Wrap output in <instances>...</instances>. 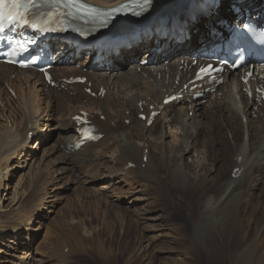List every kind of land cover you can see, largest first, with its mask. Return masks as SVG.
<instances>
[{"label":"bare ground","instance_id":"bare-ground-1","mask_svg":"<svg viewBox=\"0 0 264 264\" xmlns=\"http://www.w3.org/2000/svg\"><path fill=\"white\" fill-rule=\"evenodd\" d=\"M84 1L113 7L126 0ZM251 2L255 1L248 3ZM223 8L224 5L220 10L222 15L226 13ZM214 12L220 14L219 10L210 8L187 27L167 35L154 32L142 36L140 42L132 45V49H121L119 56L107 53L98 64L93 63V57H88L84 63H80L82 69L87 68L86 74L77 69L80 65L58 66L52 70L59 84L56 88L49 86L40 72L30 69L19 70L14 81L12 76L17 70L0 65V85L19 87L18 92L23 98L18 104L23 112V129L17 128L11 116L6 115L3 118L7 126L2 127L0 133V255L5 253L2 250L5 238L15 234V240L9 243H12L9 250L15 259L11 264H35L38 260L31 257L34 253L39 255L35 242L37 237L45 235V244L51 246V251L41 258V264H82L77 262L82 258L77 255L88 257L91 253L89 249L97 259L103 261L107 257L111 261L108 264H119L121 260L123 264H264V209H255V203L258 205L264 200L263 108L257 107L254 99L245 96L241 91L242 84L233 74L215 93L205 94L208 98L205 104L203 101L193 102L185 96L179 105L159 108L162 95L173 88V81L167 75L171 76L175 67L187 59L198 42L211 41L215 37L217 27L212 22L219 16ZM230 16L231 12L227 11L226 17ZM203 20L210 22V29L199 25ZM195 29L198 31L196 34L193 33ZM188 35H191V39L182 43L181 40ZM146 50L149 52L143 57L151 59L149 67H153L159 56L171 60L172 66L165 68L160 65L162 69L155 70V73L151 69L139 73V58ZM58 56L73 61L78 59V53L70 45H62ZM129 62L133 63L128 66ZM110 64L113 73L108 74L103 67ZM98 66L101 68L98 69ZM159 73L162 77L160 81ZM79 76L87 77L84 86L72 87L63 82ZM184 77L182 72L181 79ZM24 86L28 89L26 94H23ZM101 88L106 90V94L100 93L99 96ZM89 89L92 93L87 94ZM71 92L78 94L70 97L67 93ZM44 97L52 103L58 118L51 119L49 111L46 113L48 106L42 107ZM82 99H92L94 106L83 104ZM76 102L78 106H73ZM144 103H148V106L141 112L139 105ZM151 105L160 114L152 126L147 127V120L139 119L138 115L148 116ZM81 111L88 113L89 120L104 138L73 151L70 146L79 139L74 132L77 128L74 117L80 115ZM256 112L254 121L252 116ZM101 116L105 117L104 121H101ZM202 118L211 121L206 123ZM128 122L131 123L129 126ZM44 129L52 134L42 135ZM54 131H58L57 139L51 143ZM29 134L33 135L32 140L28 139ZM37 146L45 148L40 151L43 155H39L38 163ZM102 158L104 160L101 162ZM105 160L113 161L117 166L114 168L116 171L112 170L114 175L111 172L113 176L108 175L107 180L123 177L133 181V177H140L148 189H145L146 185H140L144 193L133 201L152 199L154 205L150 212L160 213L158 219L144 213L132 216L131 221L121 215L125 223L124 236L113 251L98 239L88 240L89 243L81 241L78 248L69 247L59 237L61 231L49 233L52 223L47 226L48 217L42 213H48L49 208L42 205L52 202L48 199L56 198V194L51 196L47 189L42 195L27 200L19 184L13 194L7 183L13 177L12 172L26 167L31 169L35 165L39 173L36 177L41 179L43 186H51L53 181L43 180L40 169L50 163L56 167L54 171L60 173L58 180H63L64 175L70 177L68 179L67 176L70 182H65L64 191L75 193L79 190L78 187L76 189L78 184L84 183L83 186L91 185L90 188H93L102 181V176H93V171L87 173L81 169L90 167L91 163L94 164L91 166L93 168L98 162L104 163L100 167L106 171ZM130 165L134 167L130 168ZM234 169L238 170L235 174ZM154 178L158 183L156 185L152 182ZM99 190L102 189L99 187ZM80 193L85 194L83 191L76 194ZM113 195H116L115 192ZM104 198V204L114 209L113 202L108 197ZM27 203L30 204L26 209ZM7 207L10 209L5 210ZM185 207L186 212L177 216L176 210ZM260 218L262 227L257 225ZM151 219L153 222L164 220L166 225L156 229L148 225ZM34 224L38 225L36 230L30 227ZM72 229L78 230L77 227ZM25 235L27 244L22 242ZM47 237L54 240L49 242ZM127 238L129 240L125 246Z\"/></svg>","mask_w":264,"mask_h":264},{"label":"rangeland","instance_id":"rangeland-1","mask_svg":"<svg viewBox=\"0 0 264 264\" xmlns=\"http://www.w3.org/2000/svg\"><path fill=\"white\" fill-rule=\"evenodd\" d=\"M249 1L250 0H246V2H249ZM225 12L227 13V11H225ZM226 13L223 14L222 16L226 17ZM214 21H217V19ZM216 25H217V23H216ZM148 52H149V50L148 51L146 50L142 55H140V58H142L144 56V54H146ZM159 57L160 58L157 61L164 58L162 56H159ZM86 59H85V61H86ZM143 59H144V57H143ZM139 61H141V60H139ZM132 63L133 62H129L128 66L131 65ZM79 64L80 63H77L76 66H78ZM120 65H121V63H120ZM111 67H112L111 64L105 65L103 67V71H106V72H108V74H111V73H113L110 70ZM14 79L17 80V76ZM9 87H11L12 90L15 92L17 101H14L15 99H12L11 95L8 94L5 90H3L2 85H0V133L2 131V127L7 126V122L5 121V118H3L6 115L11 116V118L15 122V125L17 128L23 129L22 128L23 127L22 126L23 112L21 110H19L20 107L18 105V104H20V102L23 101V98H22V95L18 92L17 88H19V87H15V86H9ZM52 88H56V87H52ZM22 89L24 90L23 94H26V92L28 91L26 86H24ZM45 99L43 101L42 107L45 106V108H46L48 106L49 109L47 108L46 113L49 111L48 112V114H50L49 116L52 115L51 119L52 118H58L59 115L54 111V108H52V103L49 102L48 98H45ZM90 101H92V99H90ZM90 101L83 100V102L85 104L93 105V103ZM48 103H49V105H46ZM73 106H78V102L74 103ZM95 107H96V105H95ZM255 116L257 117V112H256ZM101 118H103V117H101ZM104 119H105V117H104ZM202 119H204V122L206 121V123L211 121L208 118H202ZM42 122H44V121H42ZM46 124H47V122H45V125ZM44 128L46 130L48 129V127H44ZM45 129H44V132L41 134L42 135L46 134V135L50 136L52 133L51 134L46 133ZM164 131H165V129H164ZM57 132L58 131H54L51 143L57 139ZM204 135H201V137ZM155 136H157V135H155ZM38 146H37L38 149L36 150L38 152L37 163L39 162V159L43 155V152L40 153V151L45 149V148H39ZM42 146H44V145H42ZM39 155H41V156H39ZM190 159L192 160V157ZM103 160H104V158H102L101 162ZM46 161H48V160H46ZM15 163L16 162H13L12 164H15ZM31 163H32V161H31ZM105 163H106V165H105L106 171L103 170L104 172L101 169V167L104 165V163L99 164L98 162L97 163L95 162L96 165H95V167H93L95 169V171L91 167V166H94L93 163H91L92 164L90 166L91 168L87 167V168L81 169L82 172H87V171L89 172L90 171V173H91L93 171L92 175L95 173L93 176H96V175L97 176L99 175V177L102 176V177H100L102 181H99L98 183H96V185H94L93 188H90L91 185L83 186L84 183H82L83 185L78 184L79 186H76V189L79 188V190L77 192L79 193V191L80 192L83 191L85 193L84 195L81 193L76 194L77 192L74 193L72 191L71 192H65L64 191L65 182H70L67 180L68 175H64L63 180H61V181L58 180L57 177L60 173L59 172L56 173V171H54V170H56V167H54L50 163L47 165L45 164V166H41L40 169H41V177L43 178V180L53 181L51 183V186H49V184L43 186L41 179L36 177V176H39V173H38V169L35 165L32 166L31 169H30V167H26V168H22V169H17L16 172H12L11 174L13 177H10L11 181L9 180L7 183H9V185L11 187L10 192H13V194H14L15 187L17 186V184H19V186L22 187L21 191H23V193H25V195H27V200L30 197H37L38 195H42L43 191L45 190V192H46L47 189H48L47 192L49 191L48 193H51L50 194L51 196H54V194H56V196H57L56 198H49L48 199L49 201H52V202H50L48 204L46 203L45 205H42V206H45L47 209L49 208L47 211L48 215L45 213V211L42 212V208H40L39 210L43 213L44 216L48 217V219H47L48 221H47L46 225L48 226V224L52 223L51 228L49 230V233L55 234V233L61 231L59 237L63 241H65L69 247L78 248L81 241L89 243L88 240L98 239L101 242H105L108 250L113 251L114 249H116L118 247L121 239L124 236L123 233H124V229H125V223L121 219V215L127 217L131 221V219H133L132 216L136 217V216L142 215L144 213L146 215H148V217L150 216L151 218L155 217L158 219L157 216L160 213L159 212H153V213L150 212L153 209V205H154V203H153L154 201L152 199H147V200H143V199L140 200L139 199L135 202L133 201L134 198H138V197H140L141 193H144V191L141 187L143 185H146V184L144 183V181L141 180L140 177H138V178L133 177L132 178L133 181H128V180L124 179L123 177H113V179L107 180L108 175L109 176L114 175V172H112V170L116 171V170H114V168L116 169L117 166H114L115 164L113 163V161H106ZM97 164H99L98 165L99 167L101 165L102 166L99 168V167H97ZM108 168H109V171H108ZM96 170L99 171L100 173L97 172ZM110 173L113 175H111ZM69 178L70 177L68 176V179ZM127 182H129V183H127ZM152 182L155 184L157 182V180L154 178V179H152ZM156 184H158V183H156ZM3 185H4V183H3ZM140 185H142V186H140ZM107 186L108 187L110 186V188H108ZM52 187H54V188L51 189ZM99 187L102 190H99ZM116 187H118V188H116ZM119 187L122 188L123 190L122 189L120 190ZM94 188H96V189H94ZM109 189H111V190H109ZM145 189H148V186ZM93 191H96V192H93ZM114 192L116 195H113ZM118 193H119V196H118ZM97 194H98V196H97ZM101 194H103V195H101ZM104 196L108 197L109 200L113 202V206H115L114 209L111 210L110 208H108V206L106 204H104V201H105ZM8 197L10 198L11 196L9 195ZM99 199H100V201H99ZM48 200H47V202H49ZM101 200H103V201H101ZM29 204L30 203L26 204V209H27V206ZM6 205H8V204H5L4 206H6ZM120 206H121V209H119ZM28 208H30L29 211L32 210L31 206H29ZM256 208L264 209V200H261L258 205L255 203V209ZM8 209H10V207H7L5 210H8ZM185 210H186V207H185V209L180 208V209L176 210L177 214H178L177 216H179V215L182 216L186 212ZM261 218H262V215H261ZM261 218L257 221L258 226H261V224H260ZM147 223H149L148 225H151V226L155 227L156 229H161L162 227L164 228V225H166L164 220L162 222H158V221L153 222L151 219ZM34 225H31L30 227H31V229L34 227L36 230L38 228V225H36V224H34ZM263 225L264 224H262V226ZM73 227H77L78 230L74 231V229H72ZM56 228H59L61 230L57 231ZM75 232H77V234H75ZM43 234H44V232H43ZM43 234L42 235L40 234V235L43 236ZM44 236L41 238L37 237V240L35 242V249L37 248L36 252H37V250L39 251V255L34 253L31 256V257H34V259L38 260L37 262H34V260H33V262L35 264L36 263L41 264L42 263L41 258H43L46 253H47L46 255L50 254V251H51V246L45 244ZM25 237H26V235L24 236V239L22 240V242L27 244V241H25ZM261 237H263V236H261ZM30 238H32V236ZM5 239L7 242L3 240L5 242L4 243L5 246L3 245V249H2L5 253L3 254V252H2L1 254L3 256L0 255V257H2L0 259V264H11L12 262L15 261V259H14V257H12V255H11L12 252L9 250L10 245L12 243L11 244H9V243L15 240V234H11L9 236V238L7 237ZM80 239H82V240H80ZM47 240L49 242H52L54 239L51 237H47ZM128 240H129L128 238L125 239V246H126V244H127L126 242ZM56 241H57V239H56ZM59 241L63 242L61 240H59ZM6 252H7V255H6ZM89 252H91V253L89 254L88 257L83 256L81 254L77 255V257L78 256L82 257L79 260H77V262L82 263V264H103V263L108 264L109 262H111V261H108V259H106L107 257H104L103 261L101 260V258L97 259L96 256L94 255V252L90 251V249H89ZM119 264H123L122 260L119 262Z\"/></svg>","mask_w":264,"mask_h":264},{"label":"snow or ice","instance_id":"snow-or-ice-1","mask_svg":"<svg viewBox=\"0 0 264 264\" xmlns=\"http://www.w3.org/2000/svg\"><path fill=\"white\" fill-rule=\"evenodd\" d=\"M45 3L50 4L57 9L63 8L69 11H66L65 15H72L71 10H75L77 14L84 16L91 15L94 12V9H90L88 6L80 3V0H44ZM153 0H140L139 6L145 9L151 8ZM28 6L33 8L38 6V0H0V33L5 31L4 24H15L18 22H26L24 12L22 10H27ZM110 13L105 14L104 22H107V16ZM202 72H205V69H201Z\"/></svg>","mask_w":264,"mask_h":264}]
</instances>
